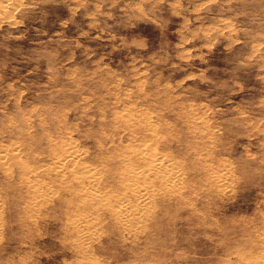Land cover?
Returning <instances> with one entry per match:
<instances>
[{"label": "clouds", "instance_id": "clouds-1", "mask_svg": "<svg viewBox=\"0 0 264 264\" xmlns=\"http://www.w3.org/2000/svg\"><path fill=\"white\" fill-rule=\"evenodd\" d=\"M0 264H264V0H0Z\"/></svg>", "mask_w": 264, "mask_h": 264}]
</instances>
